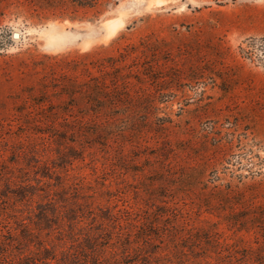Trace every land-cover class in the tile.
Returning a JSON list of instances; mask_svg holds the SVG:
<instances>
[{
    "label": "rangeland",
    "instance_id": "374dc122",
    "mask_svg": "<svg viewBox=\"0 0 264 264\" xmlns=\"http://www.w3.org/2000/svg\"><path fill=\"white\" fill-rule=\"evenodd\" d=\"M41 1L0 0V251L264 264V0H106L76 21L32 17ZM87 52L119 83L99 126L59 119L81 116Z\"/></svg>",
    "mask_w": 264,
    "mask_h": 264
},
{
    "label": "trees",
    "instance_id": "16d2710c",
    "mask_svg": "<svg viewBox=\"0 0 264 264\" xmlns=\"http://www.w3.org/2000/svg\"><path fill=\"white\" fill-rule=\"evenodd\" d=\"M105 2L106 0H43L41 3L31 4L29 9L33 11L32 17L38 20L59 18L76 21L82 17L80 10H94L98 15ZM92 55L91 52H87L69 62L76 67L83 66L86 79L82 81L76 79L74 91H69L76 103L68 105L72 108L78 107L81 110V116H70L65 113L66 115L59 117L64 123L75 122L81 123L82 126L86 124L99 126L117 120V117L110 115V111L116 108L114 101L118 100L115 95L118 92L116 89L119 83L105 77L111 68L115 69L113 59L89 61ZM12 259L13 257L7 251H0V264H12Z\"/></svg>",
    "mask_w": 264,
    "mask_h": 264
},
{
    "label": "bare ground",
    "instance_id": "6f19581e",
    "mask_svg": "<svg viewBox=\"0 0 264 264\" xmlns=\"http://www.w3.org/2000/svg\"><path fill=\"white\" fill-rule=\"evenodd\" d=\"M121 20V19H120ZM119 19L117 20V19H111V20H109V21H107L106 22V25L108 26V27H113V26H116L118 23H119V21H120ZM118 26H119V24H118ZM121 26H122V24H121ZM120 26V27H121ZM115 28V27H114ZM119 28V27H118ZM17 35V34H16ZM18 36V35H17Z\"/></svg>",
    "mask_w": 264,
    "mask_h": 264
},
{
    "label": "water",
    "instance_id": "95a60500",
    "mask_svg": "<svg viewBox=\"0 0 264 264\" xmlns=\"http://www.w3.org/2000/svg\"><path fill=\"white\" fill-rule=\"evenodd\" d=\"M16 37H18L16 34H15Z\"/></svg>",
    "mask_w": 264,
    "mask_h": 264
}]
</instances>
